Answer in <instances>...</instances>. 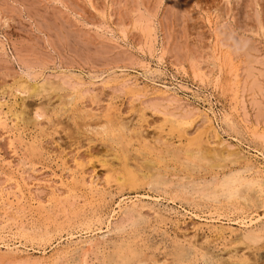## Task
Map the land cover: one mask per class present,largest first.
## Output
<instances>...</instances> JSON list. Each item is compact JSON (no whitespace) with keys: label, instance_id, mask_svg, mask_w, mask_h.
Wrapping results in <instances>:
<instances>
[{"label":"rangeland","instance_id":"obj_1","mask_svg":"<svg viewBox=\"0 0 264 264\" xmlns=\"http://www.w3.org/2000/svg\"><path fill=\"white\" fill-rule=\"evenodd\" d=\"M0 110V264H264V0H0Z\"/></svg>","mask_w":264,"mask_h":264},{"label":"bare ground","instance_id":"obj_2","mask_svg":"<svg viewBox=\"0 0 264 264\" xmlns=\"http://www.w3.org/2000/svg\"><path fill=\"white\" fill-rule=\"evenodd\" d=\"M148 72V71H147ZM146 73V72H145ZM38 77V76H37ZM29 79V78H28ZM78 79V78H77ZM39 80V79H38ZM43 80H45V78L43 79ZM35 81V80H34ZM133 81V80H132ZM36 82V81H35ZM41 82V81H40ZM39 82V83H40ZM66 82V81H65ZM153 82V81H152ZM53 83V82H52ZM127 83V82H126ZM60 84V83H59ZM132 84V83H131ZM137 84V83H136ZM135 84V85H136ZM43 85V84H42ZM42 85L41 84H38V83H33V84H27L26 86L24 85L23 86V90H25L26 92H28V94L29 93H31V94H33V93H36V92H38L39 91V89L40 88H44V87H42ZM50 85V84H49ZM46 86V85H45ZM51 86H54V85H51ZM51 86L49 87V88H51ZM63 86V85H62ZM68 86V85H67ZM67 86H65V87H67ZM18 87V86H17ZM21 87V86H20ZM48 87V86H47ZM134 87H136V86H134ZM48 88V89H49ZM55 88V87H54ZM61 88V87H60ZM51 89H53V88H51ZM58 89V88H57ZM188 89V88H187ZM45 91H46V89H44ZM59 90V89H58ZM24 91V93L26 94V92ZM41 91H43L42 89H41ZM165 91V90H164ZM193 91H195V90H193ZM192 91V92H193ZM58 92V91H57ZM163 92V91H162ZM83 93V92H82ZM30 94V95H31ZM35 96V95H34ZM71 97V96H70ZM45 98H47V97H45ZM49 98H51L50 96H49ZM61 98V97H60ZM74 100V99H73ZM49 103H50V101H49ZM55 103V102H54ZM76 103V102H75ZM70 104V103H69ZM67 105V104H66ZM63 106V105H62ZM64 107V106H63ZM77 107H78V104H77ZM67 108V107H66ZM70 109V108H69ZM76 109V108H75ZM45 110V109H44ZM66 110V109H65ZM78 110H80V108L78 109ZM1 111V110H0ZM8 111V110H7ZM22 111V110H21ZM46 111V110H45ZM36 112H37V110H36ZM88 112V111H87ZM86 113V112H85ZM8 114V113H7ZM42 114V113H41ZM173 115V114H172ZM195 115V114H194ZM227 115V114H226ZM35 116V115H34ZM176 116V115H175ZM203 116V115H202ZM225 116V115H224ZM188 117V116H187ZM201 117V116H200ZM7 118V117H6ZM6 118H5V120H6ZM39 118V117H38ZM207 118V117H206ZM11 119V118H10ZM171 119V118H170ZM176 119V118H175ZM208 119V118H207ZM234 119V118H233ZM9 120V119H8ZM25 120V119H24ZM123 120V119H122ZM177 120V119H176ZM184 120V119H183ZM182 120V121H183ZM186 120V119H185ZM208 120H210V119H208ZM223 120V119H222ZM225 120H229L227 117H225ZM231 120H232V118H231ZM235 120V119H234ZM7 121V120H6ZM115 121H118V120H115ZM121 121V120H120ZM120 121H118V123L120 122ZM179 121V120H178ZM14 122V121H13ZM17 122V121H16ZM34 122V121H33ZM126 121H123V124L125 123ZM172 122V121H171ZM175 122V121H174ZM233 122V121H232ZM237 122V121H236ZM121 123V122H120ZM173 123V122H172ZM178 124H179V122H177ZM181 123V122H180ZM103 124V125H102ZM112 121H111V119L110 118H108L107 120H106V122L105 123H101V124H97V125H99V126H97V128H100V127H102V128H105L106 130H109L111 133L110 134H112V132L114 133V131H116V130H111V126H112ZM115 124V123H114ZM113 124V125H114ZM126 124V123H125ZM124 124V125H125ZM23 125V124H22ZM95 125V124H94ZM92 126L91 124H86L85 123V127H96V125L95 126ZM120 125V124H119ZM228 125V124H227ZM230 125V124H229ZM118 126V125H117ZM26 127V126H25ZM112 127H114V126H112ZM115 127H116V125H115ZM126 127V126H125ZM133 127V125L130 127V128H132ZM231 127V126H230ZM179 128V127H178ZM89 129H91V128H89ZM101 129V128H100ZM115 129V128H114ZM118 132H117V134H115V137H117L119 140H121L125 135H123L124 134V127L123 126H121V127H118ZM125 129H127V128H125ZM133 129V128H132ZM131 129V130H132ZM21 130V129H20ZM17 131V130H16ZM18 131H19V129H18ZM104 131V130H103ZM134 131V130H133ZM138 131H140V130H137V132ZM180 131V130H179ZM217 131V130H216ZM98 133V132H97ZM131 133V132H130ZM99 134V133H98ZM140 134H142L141 132H140ZM113 135V134H112ZM19 136V135H18ZM127 136V135H126ZM134 136V135H133ZM132 136V137H133ZM138 136V135H137ZM217 136H219V135H217ZM20 137H22V136H20ZM110 137V136H109ZM209 137V136H208ZM105 138H107V136L105 137ZM130 139V138H129ZM211 139V138H210ZM106 140V139H105ZM113 140V139H112ZM168 140H169V138H168ZM181 140V139H180ZM195 140V139H194ZM216 140V139H215ZM221 140V139H220ZM107 141V140H106ZM109 141V140H108ZM111 141V140H110ZM118 141V140H117ZM122 141V140H121ZM137 141H138V139H137ZM157 141H159V139H157ZM165 141V140H164ZM147 142V141H146ZM153 142V141H152ZM167 142H169V141H167ZM120 143V142H119ZM137 143V142H136ZM155 143H157V142H155ZM164 143H166V142H164ZM216 143V142H215ZM131 144V143H130ZM150 144V143H149ZM167 144H169V143H167ZM218 144H220V143H218ZM157 145V144H156ZM164 145V144H163ZM170 145V144H169ZM221 145V144H220ZM223 145V144H222ZM228 145V144H227ZM165 147L167 146V145H164ZM149 147V146H148ZM151 147H152V145H151ZM207 147V146H206ZM226 147H228V146H226ZM155 148H157V147H155ZM154 148V149H155ZM164 148V147H163ZM162 148V149H163ZM169 148V147H168ZM204 148V147H203ZM224 148V147H223ZM159 149V148H158ZM161 149V148H160ZM199 149V148H198ZM235 149V148H234ZM233 149V150H234ZM243 149V148H242ZM119 150V149H118ZM150 150V149H149ZM175 150V149H174ZM187 150V149H186ZM215 150L216 149H213V148H210V147H208V148H206L205 149V154H207V156H205V154L203 155L204 157H208V155H210V154H214V152H215ZM236 150V149H235ZM129 151V150H128ZM136 151H137V149H136ZM152 151V150H151ZM199 151H201V150H199ZM220 151H221V149H220ZM237 151V150H236ZM235 151V153L237 154V152ZM116 152V151H115ZM141 152V151H140ZM168 152H169V150H168ZM171 152V151H170ZM174 152V151H173ZM188 152V151H187ZM189 152H190V150H189ZM218 152V151H217ZM224 152V151H223ZM228 152H230V151H228ZM117 153V152H116ZM120 153V152H119ZM143 153V152H142ZM163 153V152H162ZM203 153V152H202ZM233 153V152H232ZM235 153L233 154V155H235ZM245 153V152H244ZM169 154V153H168ZM188 154H190V153H188ZM198 154V153H197ZM229 154V153H228ZM239 154H242V153H240L239 152ZM239 154H237V155H239ZM142 155V154H141ZM192 155V154H191ZM221 155L223 156L224 154L223 153H221ZM227 155V154H226ZM114 157H115V159L116 158H118V156L114 153V155H113ZM143 156V155H142ZM210 156H212V155H210ZM236 156V155H235ZM243 156V155H242ZM241 156V157H242ZM251 156V155H250ZM200 157V156H199ZM243 157H245V156H243ZM119 158H121V157H119ZM146 158V157H145ZM209 158V157H208ZM216 158V157H215ZM218 158V157H217ZM220 158V157H219ZM222 158V160H223V158H225V157H221ZM232 158V157H231ZM237 158V157H236ZM102 159V158H101ZM129 159V158H128ZM143 159V158H142ZM195 159H196V157H195ZM204 159V158H203ZM212 159H214V158H212ZM234 159V158H233ZM232 159V160H233ZM243 159V158H242ZM245 159V158H244ZM264 159V158H263ZM120 160V159H119ZM148 160V159H147ZM197 160V159H196ZM218 160V159H217ZM231 160V159H230ZM232 160H231V162H232ZM150 161V160H149ZM197 161H199V160H197ZM201 161V160H200ZM209 161V159H207V162ZM221 161V160H220ZM238 161V160H237ZM244 161V160H243ZM255 161V160H254ZM144 162V161H143ZM210 162V161H209ZM212 162V161H211ZM229 162V161H228ZM234 162V161H233ZM103 165L104 164H106L107 162L103 159L102 160V162H101ZM111 163H112V161H111ZM187 163H189V162H187ZM186 163V164H187ZM198 163V162H197ZM144 164H146L145 162H144ZM149 164V163H148ZM194 164V163H193ZM201 164V163H200ZM206 164V163H205ZM214 164H216L215 162H214ZM213 162H212V167H213ZM233 164V163H232ZM118 165V164H117ZM127 165H129V164H127ZM150 165V164H149ZM207 165V164H206ZM209 165V164H208ZM207 165V166H208ZM220 165V164H219ZM245 165V164H244ZM198 166V165H197ZM227 166V165H226ZM226 166H224V167H226ZM248 166V165H247ZM260 166V165H259ZM221 167H222V165H221ZM123 168H124V171H122V173H120L119 175H118V177H117V182L120 184V183H124L125 181H130V182H132V181H134L135 179H136V175H134L131 171H128L126 168H125V165L123 166ZM200 168V167H199ZM198 168V169H199ZM112 169V168H111ZM146 169V168H145ZM201 169V168H200ZM199 169V170H200ZM206 169H207V167H206ZM214 169H215V167H214ZM218 169H220L219 167H218ZM245 169V168H244ZM246 169H248V168H246ZM213 170V169H212ZM191 171V170H190ZM195 171V170H194ZM207 171H208V169H207ZM214 171V170H213ZM216 171V170H215ZM214 171V172H215ZM219 171H221V170H219ZM228 171H230V170H228ZM232 171V170H231ZM118 172V171H117ZM121 172V171H120ZM141 172V171H140ZM210 172V171H209ZM237 172H239V171H235V173H237ZM252 172V171H251ZM21 173V172H20ZM228 174L230 173V172H227ZM246 173V172H245ZM255 173V172H254ZM227 174V175H228ZM238 174V173H237ZM149 175V174H148ZM214 175V174H213ZM232 175V174H231ZM231 175H230V177L228 178L226 175H223V177L225 178V177H227V179H225L224 181H222V183H221V180L219 181L220 183H221V186H220V190L221 191H224L225 192V194H226V196L228 197L227 199L228 200H230L229 198H234V197H236L240 192H239V190H241L242 191V189L240 188H238V186H237V182H240L239 180H243V179H240V178H237V177H233V178H231ZM143 176V175H142ZM152 176H154V175H152ZM160 176V175H159ZM188 176V175H187ZM192 176V175H191ZM196 176V175H195ZM214 176H216V174L214 175ZM243 176H244V173H243ZM242 176V174H241V177H243ZM138 177V176H137ZM143 177H145V176H143ZM148 177V176H147ZM156 177V176H155ZM212 177V176H211ZM251 177V176H250ZM149 178H151L150 177V175H149ZM157 178V177H156ZM154 179L153 178V180H159V179ZM193 178H195V177H193ZM222 178V177H221ZM220 178V179H221ZM244 178V177H243ZM256 178V177H255ZM22 179V178H21ZM142 179V178H141ZM148 179V178H147ZM152 179V178H151ZM186 179V178H185ZM214 179V178H213ZM246 179H247V177H246ZM257 180H259V178H256ZM20 180V179H19ZM145 180H146V178H145ZM152 180V181H153ZM191 181L193 180V179H190ZM195 180H197V179H195ZM142 181V180H141ZM149 181H151L150 179H149ZM162 181V180H161ZM199 181H200V179H199ZM22 182V181H21ZM28 182V181H27ZM143 182V181H142ZM160 182V181H159ZM165 182V181H164ZM208 182V181H207ZM212 182V181H211ZM83 183L85 184L86 182L85 181H83ZM89 183V182H88ZM133 183V182H132ZM138 183H140V182H138ZM184 183V182H183ZM186 183V182H185ZM189 183V182H188ZM192 183V182H191ZM196 183V182H195ZM203 183V182H202ZM209 183V182H208ZM216 183V182H215ZM247 183V182H246ZM18 184V183H17ZM144 184V183H143ZM150 184V182L148 183V185ZM159 184V183H158ZM161 184H163V183H161ZM250 184V183H249ZM25 185V184H24ZM139 185V184H138ZM152 185H154V183L152 184ZM152 185H150L149 187L150 188H152ZM160 185V184H159ZM177 185V184H176ZM191 185V184H190ZM199 185H200V183H199ZM203 185H204V183H203ZM241 185V184H240ZM246 185H248V184H246ZM254 185H256V183L254 184ZM260 185H261V183H260ZM264 185V184H263ZM262 185V186H263ZM32 186H33V184H32ZM90 186V185H89ZM163 186V185H162ZM202 186V185H201ZM207 186V185H206ZM211 186H212V184H211ZM211 186H209V187H211ZM250 187H248V189H251V187L253 188V184H252V186L251 185H249ZM91 187V186H90ZM137 187H139V186H137ZM153 187H155V186H153ZM157 187V186H156ZM180 187H181V184H180ZM203 188L205 187V186H202ZM214 187H216V189H217V186H213V191H214ZM240 187V186H239ZM242 188L244 187V186H241ZM260 187V186H259ZM95 188V187H94ZM182 188H184V187H182ZM181 188V189H182ZM201 188V187H200ZM245 188H247V186L245 187ZM254 188H255V186H254ZM258 188V187H257ZM209 189V188H208ZM239 189V190H238ZM247 189V190H248ZM189 190H191V188L189 189ZM188 190V191H189ZM198 190V189H197ZM210 190V189H209ZM209 190H208V192H209ZM218 190H219V188H218ZM243 190H245V189H243ZM259 190V189H258ZM262 190V189H261ZM29 191H30V189H29ZM199 191V190H198ZM216 191V190H215ZM249 191H252V190H249ZM249 191H247V192H249ZM218 192V191H217ZM239 192V193H238ZM242 192H246V190L245 191H242ZM191 193V192H190ZM193 193V192H192ZM205 193V192H204ZM211 193H212V190H211ZM221 193V192H220ZM220 193L218 194V195H220ZM254 193H256V190H255V192ZM258 193H260V192H258ZM264 193V192H263ZM213 194H215L214 192H213ZM242 194V193H241ZM249 194V193H248ZM193 195V194H192ZM195 195V194H194ZM196 195H198V193L196 194ZM195 195V196H196ZM215 195H217V194H215ZM240 195V194H239ZM260 195H261V193H260ZM199 196V195H198ZM201 196V195H200ZM209 196H211V195H209ZM222 195H220V197H221ZM257 196V195H256ZM262 196V195H261ZM146 197H148V196H146ZM212 197V196H211ZM211 197H209V198H211ZM241 197V196H240ZM255 197V196H254ZM67 198V197H66ZM206 198V197H205ZM208 198V199H209ZM222 198V197H221ZM238 198H239V196H238ZM244 198H246V197H244ZM198 199H200V198H198ZM198 199H196V200H198ZM201 199H203L202 197H201ZM213 198H211L210 200H212ZM239 199H242V198H239ZM250 199H252L251 197H250ZM255 199H256V197H255ZM261 199V198H260ZM259 199V200H260ZM28 200V199H27ZM204 200H206L207 201V199H204ZM235 200V199H234ZM244 200V199H243ZM246 200V199H245ZM145 201V200H144ZM153 201H155V200H153ZM200 201V200H199ZM209 201V200H208ZM212 201H214V200H212ZM248 200H246L245 202H247ZM136 202V201H135ZM147 202V201H146ZM234 202V201H233ZM232 202V203H233ZM257 202V201H256ZM199 203H201V201L199 202ZM227 203V202H226ZM241 203V202H240ZM251 203V202H250ZM249 203V204H250ZM143 204V203H142ZM142 204H140V205H142ZM154 204V203H153ZM245 204V203H244ZM248 203H246V205H247ZM259 204V203H258ZM144 205V204H143ZM226 205V204H225ZM229 205V204H228ZM254 205V204H253ZM151 206V205H150ZM231 206V205H230ZM238 206V205H237ZM250 206V205H249ZM148 207V206H147ZM227 207V206H226ZM134 208V207H133ZM129 209V208H128ZM264 210V209H263ZM124 211V210H123ZM122 211V212H123ZM126 211V210H125ZM125 211H124V213H125ZM131 212V211H130ZM129 212V213H130ZM154 212V211H153ZM232 212V211H231ZM235 212V211H234ZM95 213V212H94ZM93 212L90 214L89 213V215H87V216H83L82 217V219H81V221L83 220V221H85V222H89V221H91L93 218H95V216L97 217V215L96 214H94ZM127 213V212H126ZM134 212H132V214H133ZM124 215H126V214H124ZM130 215V214H129ZM137 215V214H136ZM260 215V214H259ZM262 215V214H261ZM134 216V215H133ZM127 217V216H126ZM130 217V216H129ZM135 217V216H134ZM137 217V216H136ZM99 218V217H98ZM131 218V217H130ZM261 218V217H260ZM109 219V218H108ZM250 219V218H249ZM99 220V219H98ZM136 220H138V219H136ZM238 220V219H237ZM257 220V219H256ZM80 221V220H79ZM108 221V223H109V220H107ZM119 221V220H118ZM123 221V220H122ZM127 220H125V222H126ZM142 221V220H141ZM110 224V223H109ZM120 224H123V223H120ZM242 224V223H241ZM246 224V223H245ZM112 225H114V224H112ZM111 225V226H112ZM117 226H115V228L113 229V231L114 232H116V233H120V231H122L123 230V225H118V223L116 224ZM216 225V224H215ZM244 225V224H243ZM250 225H251V223H250ZM110 226V225H109ZM247 226V225H246ZM249 226V225H248ZM41 227V226H40ZM71 228V227H70ZM109 229L110 228H112V227H108ZM38 229V228H37ZM109 229H108V231H109ZM243 229V228H242ZM26 230H27V228H26ZM25 230V231H26ZM29 230V229H28ZM63 230V229H62ZM68 230V229H67ZM245 230V229H244ZM112 230H110V232H111ZM237 231V230H236ZM252 231H254V230H252ZM22 232H24V231H22ZM27 232V231H26ZM103 232V231H102ZM106 232V231H105ZM105 232H103L102 234H105ZM230 232V231H229ZM48 231H45V233H44V235H41V237H48ZM113 233V232H112ZM137 233V232H136ZM243 233H244V231H243ZM52 234V233H51ZM100 234V233H99ZM241 234H242V231H241ZM248 234V233H247ZM257 234V233H256ZM73 235V234H72ZM92 235V234H91ZM101 235V234H100ZM245 235V234H244ZM90 236V235H89ZM104 236V235H103ZM117 236V235H116ZM150 236V235H149ZM248 236V235H247ZM262 236V235H261ZM33 237V236H32ZM49 237H52V236H49ZM238 237V236H237ZM253 236H251V238H252ZM42 238V239H43ZM81 238V237H80ZM210 238V237H209ZM240 238V237H239ZM40 239V238H39ZM101 239V238H100ZM116 239H118L117 237H116ZM120 239V238H119ZM235 239H237V238H235ZM241 239V238H240ZM244 239H246V238H244ZM249 239V238H248ZM253 239H255V238H253ZM44 240V239H43ZM42 240V241H43ZM231 240V239H230ZM258 240V239H257ZM2 241H4V240H2ZM47 241V240H46ZM48 241H50L49 239H48ZM53 241V240H52ZM102 241H103V244H102V242L99 240V239H93V238H90V239H87V240H84V243H82L83 245L82 246H80V247H76V249H74V250H77L78 251V253L80 254V262H81V264H88V256H89V254L91 253V252H100V250H102V248L104 247V244L106 245L107 244V242H106V239H104V237H102ZM126 241H128V240H125V239H122V240H120V241H113L111 244L113 245V252L112 253H109V251L108 252H106L107 253V255L106 256H104V258H102L103 259V264H122L124 261H123V257H122V252H123V250H124V248H125V244H126ZM148 241V240H147ZM236 241H238V240H236ZM44 242V241H43ZM80 242V241H79ZM233 242V241H232ZM3 243V242H2ZM9 243V242H8ZM69 243V242H68ZM74 243V242H73ZM149 243H150V241H149ZM10 244V243H9ZM71 244V243H70ZM77 244V243H76ZM68 245V244H67ZM110 245V244H109ZM183 245V244H182ZM192 245H194V244H192ZM200 245V244H199ZM198 245V246H199ZM3 246V245H2ZM1 246V247H2ZM11 246H12V244H11ZM11 246H9L8 244H7V246H5V247H7L8 249H10V250H12L13 248L11 247ZM184 246V245H183ZM247 246V245H246ZM200 247H201V245H200ZM18 248V247H17ZM71 248V247H70ZM130 248V247H129ZM152 248V247H151ZM175 248V247H174ZM189 248V247H188ZM188 248H187V250H188ZM202 248V247H201ZM127 249V248H126ZM191 249V248H190ZM7 250V249H6ZM167 250H168V248H167ZM200 250V249H199ZM205 250V249H204ZM1 251H3V250H1ZM60 251V250H59ZM126 251V250H125ZM133 251V250H132ZM152 251V250H151ZM160 251H162V250H160ZM165 251V250H164ZM163 251V252H164ZM189 251V250H188ZM191 251V250H190ZM193 251V250H192ZM5 252V251H4ZM23 252V251H22ZM135 252V251H134ZM166 253H167V251H165ZM173 252V251H172ZM208 252H211V251H209L208 250ZM237 251H235V253H236ZM20 253V252H19ZM125 253H127V252H125ZM130 253V252H129ZM155 253V252H154ZM165 253V254H166ZM187 252H186V250L183 248V247H180V248H177L176 249V251H175V254H176V256L177 257H183L185 254H186ZM216 253V252H215ZM7 254V253H6ZM10 254V253H9ZM76 254V253H75ZM159 254V253H158ZM161 254H163V253H160V255ZM188 254H189V252H188ZM192 254V253H191ZM16 255V254H15ZM52 255V254H51ZM65 255V254H64ZM154 255V254H153ZM171 255V254H170ZM202 255H204V254H202ZM219 255V254H218ZM240 255V254H239ZM1 256V255H0ZM17 256H19V254L17 255ZM21 256V255H20ZM126 256H127V254H126ZM133 256V255H132ZM159 256V255H158ZM188 256V255H187ZM189 256H191L190 254H189ZM211 257L213 256V255H210ZM217 256V255H216ZM9 257V256H8ZM24 257V256H23ZM55 257V256H54ZM58 257V256H57ZM75 257V256H74ZM106 257V258H105ZM156 257V256H155ZM193 257V256H192ZM213 257H215V256H213ZM212 257V258H213ZM2 258H4V257H2ZM28 258V257H27ZM78 258V257H77ZM151 258H154V256H152ZM164 258V257H163ZM167 258V257H166ZM165 258V259H166ZM184 258V257H183ZM189 258V257H188ZM212 258L211 259H208L207 258V260H212ZM216 258H218V257H216ZM13 259V258H12ZM19 259V258H18ZM66 259V258H65ZM72 259V258H71ZM74 259H76V258H74ZM79 259V258H78ZM107 259V260H106ZM150 258H148L147 259V261L149 260ZM157 259V258H156ZM215 259V258H214ZM229 259V258H228ZM239 258H236V260H238ZM28 260V259H27ZM125 260V259H124ZM135 260V259H134ZM134 260H132V261H134ZM146 260V259H145ZM145 260H140V261H138V262H136L137 264H148V262L147 261H145ZM163 260V259H162ZM161 260V263L162 262H164V261H162ZM183 260H185V259H183ZM202 260V259H201ZM203 260H206V258H203ZM206 260V261H207ZM223 260H225V259H223ZM222 260V261H223ZM235 260V259H234ZM240 260V259H239ZM15 261V260H14ZM51 261V260H50ZM61 261V260H60ZM131 261V260H130ZM136 261V260H135ZM152 261V260H151ZM181 261V260H180ZM205 261V262H206ZM221 261V262H222ZM69 262H71V261H69ZM152 262H156V260H153ZM167 262V261H166ZM165 262V263H166ZM175 262V261H174ZM183 262V261H182ZM204 262V261H203ZM210 262V261H209ZM211 262H213V261H211ZM16 263H19V262H16ZM26 263V262H25ZM127 263V262H126ZM165 263H163V264H165ZM176 263V262H175ZM227 263V262H226ZM27 264V263H26ZM59 264V263H58ZM61 264V263H60ZM65 264V263H64ZM72 264V263H71ZM79 264V263H78ZM155 264V263H154ZM167 264V263H166ZM205 264V263H204ZM210 264V263H209ZM212 264H216L215 262L214 263H212ZM219 264V263H218ZM225 264V263H224ZM239 264V263H238Z\"/></svg>","mask_w":264,"mask_h":264}]
</instances>
